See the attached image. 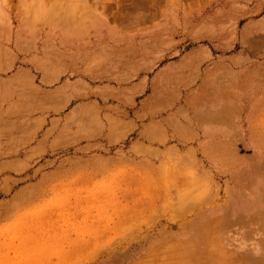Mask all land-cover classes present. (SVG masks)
I'll use <instances>...</instances> for the list:
<instances>
[{
	"label": "crops",
	"instance_id": "obj_1",
	"mask_svg": "<svg viewBox=\"0 0 264 264\" xmlns=\"http://www.w3.org/2000/svg\"><path fill=\"white\" fill-rule=\"evenodd\" d=\"M22 3L0 0V264H191L186 245L166 251L160 239L114 259L129 229L153 216L126 209L135 193L96 178L94 160L152 180L163 167L194 170L204 182L246 164L248 185L249 155L264 153V0L232 9L229 32L220 18L127 28L75 9L46 23ZM65 150L72 160L54 173L19 175ZM197 233L193 264H255L223 255L212 226L172 234Z\"/></svg>",
	"mask_w": 264,
	"mask_h": 264
},
{
	"label": "rangeland",
	"instance_id": "obj_2",
	"mask_svg": "<svg viewBox=\"0 0 264 264\" xmlns=\"http://www.w3.org/2000/svg\"><path fill=\"white\" fill-rule=\"evenodd\" d=\"M21 1L23 9L37 18L40 14L46 23L52 21L56 14H65L75 9L80 17L94 13L97 17L119 19L126 24L127 28L149 24L157 17L170 21L183 18L206 19L208 23L214 18H220L223 29H227V32L232 28L230 25L232 9L246 8L253 2V0ZM70 154L69 150H65L46 155L41 159H34L35 162H41L46 167L28 169L20 172L19 175L36 177L54 173L52 168L55 162L60 159L72 160ZM249 156L251 160L248 185H245L242 179L246 177L243 174L246 173V164H244L245 169H238V174H233V179L229 176V172H223L221 176H215L208 182H204L197 179L194 170H174L173 168L167 170L163 167L159 170V176L152 180L150 177L140 175V171L137 170L104 169L101 158L94 160L95 169L92 172L96 178L121 180L127 184L126 190L129 197H131L130 194L135 193L136 196L122 203L126 205V209L138 210L153 216L138 220L139 224L129 229L126 248L121 251L120 257V251H116L114 259H119L121 263L129 262L140 256L147 244L160 239V245L166 251L174 249V246L186 245L182 250L185 252L183 255L187 258L186 261L191 264L196 263L195 259L200 258L202 253L200 242L203 233L178 236L172 233L179 226H212V238L223 244V255L254 257L255 264L261 263L264 258V153L257 152ZM240 166L243 165L240 164ZM71 172L74 171L62 170L67 177H71ZM208 196L210 200H207ZM151 197L152 201H141ZM56 204L57 206L62 204L65 211L76 205L69 202H49L48 208ZM83 209H87V206ZM63 225L71 226L72 224L66 219ZM111 252L115 250L112 249Z\"/></svg>",
	"mask_w": 264,
	"mask_h": 264
}]
</instances>
